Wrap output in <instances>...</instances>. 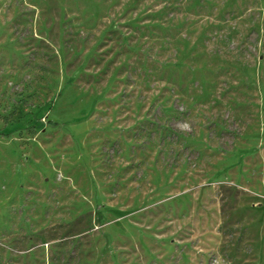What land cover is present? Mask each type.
<instances>
[{
    "label": "rangeland",
    "instance_id": "374dc122",
    "mask_svg": "<svg viewBox=\"0 0 264 264\" xmlns=\"http://www.w3.org/2000/svg\"><path fill=\"white\" fill-rule=\"evenodd\" d=\"M0 264H264V0H0Z\"/></svg>",
    "mask_w": 264,
    "mask_h": 264
}]
</instances>
